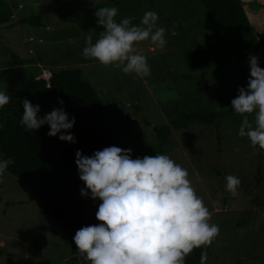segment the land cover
<instances>
[{
	"label": "rangeland",
	"instance_id": "1",
	"mask_svg": "<svg viewBox=\"0 0 264 264\" xmlns=\"http://www.w3.org/2000/svg\"><path fill=\"white\" fill-rule=\"evenodd\" d=\"M14 6L9 26L0 27V91H11L52 72L80 69L105 109V119L121 149L131 158L157 151L152 129L170 126L182 113L215 114L217 127L191 124L169 128L163 155L187 169L196 194L211 213L219 235L203 246L206 264H264V150L238 135L242 117L211 66L190 71L184 51L206 44L225 48L239 34L207 23L196 0H5ZM152 3V4H151ZM258 38L264 35V0H242ZM99 7L118 10L116 20L146 11L158 14L166 46L149 41L136 45L147 57L151 75L141 79L119 68L85 59V37L93 43L103 31L94 13ZM41 16L40 26L20 24ZM219 40H217L216 37ZM257 39V38H256ZM43 75L45 77H43ZM254 124L255 114L249 115ZM228 175L240 181L239 194L225 190ZM71 255L66 233L53 222L17 179L4 173L0 183V264H80Z\"/></svg>",
	"mask_w": 264,
	"mask_h": 264
},
{
	"label": "clouds",
	"instance_id": "2",
	"mask_svg": "<svg viewBox=\"0 0 264 264\" xmlns=\"http://www.w3.org/2000/svg\"><path fill=\"white\" fill-rule=\"evenodd\" d=\"M94 15L103 31L95 43L92 34L85 37L84 58L141 79L149 77L147 57L137 51L136 45L149 41L154 49L166 46L165 29L157 27L158 14L146 11L138 25L132 23L135 17L118 22V10L113 7H99ZM248 64L247 88H238L231 107L242 117L238 135L264 150V68L255 55L249 56ZM9 100V95L0 91V108ZM58 103L63 105L62 100ZM22 104L20 124L25 131L47 124L48 136L59 133V140L76 143L74 135L65 134L73 128L75 117L69 119L63 107L41 117L39 105L28 99ZM253 113L254 124L248 118ZM75 156L79 179L85 185L81 196L101 201L95 214L101 223L84 226L73 237L80 264H185L194 248L210 246L219 235L218 225L209 223L211 213L196 194L187 169L168 155L132 159L131 149L109 146L91 156L77 150ZM12 163L11 158L4 159L0 154V183ZM225 180V190L237 196L240 179L228 175ZM206 261V252H201L200 264Z\"/></svg>",
	"mask_w": 264,
	"mask_h": 264
},
{
	"label": "trees",
	"instance_id": "3",
	"mask_svg": "<svg viewBox=\"0 0 264 264\" xmlns=\"http://www.w3.org/2000/svg\"><path fill=\"white\" fill-rule=\"evenodd\" d=\"M196 1L210 26L237 32L239 37L225 42L223 49L206 44L186 50L182 54L183 61L192 72L214 66L228 95L234 99L239 87L247 88L249 56H257L258 65L264 68V35L258 38L255 34L241 0ZM13 10V5L0 0V27L10 25ZM19 22L40 26L41 16ZM0 48H3L1 36ZM8 95L9 103L0 108V124L3 125L0 127V154L4 159L11 158L13 163L5 172L31 191L47 216L65 231L70 254L78 255L73 237L80 228L101 223L95 216L101 201L81 196L80 190L85 185L79 179L75 154L79 150L83 155L91 156L105 147H120L105 119L104 106L93 87L82 78L80 69L52 72L48 80L34 79ZM24 99L40 106L38 115L41 117L59 107H63L69 119L75 117L73 128L65 134L74 135L76 143L59 140V133L48 136L50 128L47 124L31 132L25 131L20 124ZM191 124L217 127L216 115L182 113L170 122L174 130H185ZM170 126L152 129L158 148L148 156L163 155ZM201 252L203 246L194 248L185 258V264H200Z\"/></svg>",
	"mask_w": 264,
	"mask_h": 264
},
{
	"label": "crops",
	"instance_id": "4",
	"mask_svg": "<svg viewBox=\"0 0 264 264\" xmlns=\"http://www.w3.org/2000/svg\"><path fill=\"white\" fill-rule=\"evenodd\" d=\"M241 1H242V0H241ZM243 6H244V5H243ZM244 10H245V9H244ZM245 13H246V15H247L246 10H245ZM247 17H248V15H247ZM248 19H249V17H248ZM249 21H250V20H249ZM250 24H251V26H252L254 29L256 28L255 25H253L251 21H250ZM262 27L264 28V26L261 25V28H262ZM256 29H257V28H256ZM43 77H44V75H43Z\"/></svg>",
	"mask_w": 264,
	"mask_h": 264
},
{
	"label": "built area",
	"instance_id": "5",
	"mask_svg": "<svg viewBox=\"0 0 264 264\" xmlns=\"http://www.w3.org/2000/svg\"><path fill=\"white\" fill-rule=\"evenodd\" d=\"M44 77H45V76H44ZM46 79H48V77H47Z\"/></svg>",
	"mask_w": 264,
	"mask_h": 264
}]
</instances>
